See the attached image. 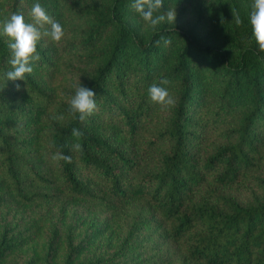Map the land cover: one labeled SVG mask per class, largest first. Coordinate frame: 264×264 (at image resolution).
Wrapping results in <instances>:
<instances>
[{
    "label": "trees",
    "instance_id": "trees-1",
    "mask_svg": "<svg viewBox=\"0 0 264 264\" xmlns=\"http://www.w3.org/2000/svg\"><path fill=\"white\" fill-rule=\"evenodd\" d=\"M82 1L2 0L9 17L31 22L38 2L64 33L70 19L69 28L89 27L61 43L76 67L60 68L53 50L37 45L32 73L7 85L9 50L0 35V206L83 203L102 218L96 232L117 229L109 256L76 264H264V53L249 22L253 0L219 3L214 43L195 27L141 33L128 16L133 0ZM184 1L163 0L162 10ZM161 36L171 44L157 46ZM68 79L96 93V111L83 122L69 113L76 90L56 102L53 83ZM154 83L173 106L150 101ZM74 128L83 135L74 137ZM75 143L80 151L70 150ZM57 152L71 163L54 161ZM17 235L0 237V260L26 243ZM77 246L66 243L62 264L79 256Z\"/></svg>",
    "mask_w": 264,
    "mask_h": 264
},
{
    "label": "rangeland",
    "instance_id": "rangeland-1",
    "mask_svg": "<svg viewBox=\"0 0 264 264\" xmlns=\"http://www.w3.org/2000/svg\"><path fill=\"white\" fill-rule=\"evenodd\" d=\"M84 3L94 2L95 5L106 7L110 4V0H83ZM226 0H187L175 5L171 9L176 11L175 23H161L172 27L191 28L195 27L197 31L208 33V41L214 43L217 37L213 31L215 26L214 13L219 3H225ZM2 4V0H0ZM128 16L131 23L137 25L141 33H146L153 29L146 25L140 17L134 12L129 11ZM71 17V16H69ZM9 18L3 4L0 6V30H3L4 22ZM73 19L67 23L63 38L59 43H53L48 38H42L37 45L40 48H51L50 53L56 57V63L60 68L68 65L77 66L73 59H70L66 52L61 49L62 40H70L82 36L89 26L75 23L72 28L70 24ZM159 26V25H158ZM157 26V27H158ZM8 41L7 37H4ZM100 60H95L88 66L84 67L85 71H92L95 65ZM75 79H68L67 82L53 83L56 102H67L64 92L66 90H76L78 87L75 84ZM1 204V202H0ZM102 218L90 214L83 203L62 204L61 202L50 203L47 205H38L35 208L28 209L20 205L7 204L0 206V237L5 234L6 238L12 233H18L16 240L27 239L26 243L18 246L11 253L7 254L0 264H62L67 255V242H72L74 245L80 243L82 246H77L73 251L76 254L81 248L77 258H68L71 264H76L80 261L94 260L97 256H109L114 245L119 239L118 231L115 227L104 230L99 237L88 242L85 240L92 233L100 234L103 230L96 232V227L101 223ZM108 225H106L107 227ZM12 227L13 231H9ZM55 228L57 235L53 242L55 245L49 251L51 243L52 229ZM69 235L68 240H65V235ZM80 239H83L81 242ZM67 241V242H66ZM48 252L50 253L48 256ZM72 253V252H71ZM74 257V256H73Z\"/></svg>",
    "mask_w": 264,
    "mask_h": 264
},
{
    "label": "clouds",
    "instance_id": "clouds-1",
    "mask_svg": "<svg viewBox=\"0 0 264 264\" xmlns=\"http://www.w3.org/2000/svg\"><path fill=\"white\" fill-rule=\"evenodd\" d=\"M163 0H133L130 9L137 13L141 20L151 28L155 29L161 23H175V9H167L163 11ZM252 10L249 15V22L252 29V36L258 45L261 53H264V0H253ZM234 22L237 27L241 26L243 20L240 15L232 10ZM28 15L31 22H26L23 14L13 13L4 22L3 30L0 35L8 38L7 47L9 50L8 64L10 70L5 73L6 85L8 81H26V74H31L33 61L39 60L40 56L37 52V43L42 38H48L53 43H59L64 36L62 25L53 20L45 11L40 3H34ZM163 42L165 46L171 44V40L161 36L156 41L157 46ZM161 84H167V79L160 81ZM6 87V86H5ZM21 85L16 84L19 91ZM148 97L154 104L162 107L173 106L175 101L170 96L168 90L164 87L152 84L148 88ZM96 93L94 90L80 86L76 89L75 94L69 101V113L73 118L83 122L96 111L97 105L95 101ZM62 120L63 117H53ZM72 135L79 138L83 133L78 129L72 130ZM72 151H80L81 145L75 143L71 146ZM54 161L63 160L71 163V157L57 152L53 155Z\"/></svg>",
    "mask_w": 264,
    "mask_h": 264
}]
</instances>
